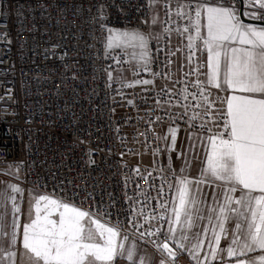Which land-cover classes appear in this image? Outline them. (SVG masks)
I'll use <instances>...</instances> for the list:
<instances>
[{"label": "built area", "instance_id": "1", "mask_svg": "<svg viewBox=\"0 0 264 264\" xmlns=\"http://www.w3.org/2000/svg\"><path fill=\"white\" fill-rule=\"evenodd\" d=\"M204 4L264 22L257 0H0V168L162 255L177 174L161 129L228 138L224 98L204 82ZM153 8L143 61L107 47L109 29H142Z\"/></svg>", "mask_w": 264, "mask_h": 264}, {"label": "snow or ice", "instance_id": "2", "mask_svg": "<svg viewBox=\"0 0 264 264\" xmlns=\"http://www.w3.org/2000/svg\"><path fill=\"white\" fill-rule=\"evenodd\" d=\"M257 3L264 7V0H257ZM206 12L208 35L204 43L209 53L207 84L216 88L226 86V89L233 93L260 94V98L255 95L232 94L221 100L227 107L226 115H221L225 119L226 134L229 138H218L216 135L210 137L211 152L206 169L207 175L227 184L223 193L224 201L219 205L218 211L213 209L215 227L223 234L226 232L225 223L232 219L233 214L237 218L244 215L247 231L240 236L233 235V245H239L243 240L240 251H250L255 247L264 249V28L245 26L230 8L209 7ZM196 15L199 16L200 12L197 11ZM108 31V48L124 45L134 47L138 44L146 49V41L139 33L111 29ZM228 41L247 47L232 48L230 60L227 59L225 51L226 59L222 62L221 52L226 48ZM189 46L191 47V44ZM146 54L145 51L142 56ZM192 95L195 98L196 94ZM208 95L206 89L201 87L203 104L197 107H204L206 113L215 105ZM224 135L225 133H220V137ZM180 183V207L174 210L175 219L179 224L183 211L184 219L191 226V212L197 211L196 199L189 193L188 185L191 182L182 178ZM238 190L241 195L233 196L232 193ZM12 191L19 192L20 189L13 186ZM254 192L261 195H253ZM214 199H219V195L214 196ZM233 204L239 207H233ZM14 211L19 212L20 209L14 206ZM34 211L35 218L29 224L23 225V247L32 254L34 264H40L41 261L43 264H95L96 261H112L117 255L113 241L118 232L112 227L105 228L103 224L91 220L97 229H103L100 232L101 237L107 233V239L103 246L88 242L93 239L90 230H87L88 234L85 235L84 221L86 217L90 218L89 212L46 195H41L35 201ZM54 215H58L59 220L53 219ZM13 227H19V224L14 221ZM215 227L214 238L216 245H219L221 235L216 234ZM236 227L241 229V224L238 223ZM176 231L170 222V235L166 236V242L162 245V250L170 256L175 253L169 248L167 241L171 240L177 247L183 248V240L187 239L183 228L180 229L179 239ZM201 243L198 241L193 245V249L198 248ZM216 251V248L212 249L213 259ZM133 254V250L129 249L128 259L131 260ZM227 254L234 256L237 249L230 247ZM239 264H244V261H239ZM258 264H264V256L259 257Z\"/></svg>", "mask_w": 264, "mask_h": 264}, {"label": "crops", "instance_id": "3", "mask_svg": "<svg viewBox=\"0 0 264 264\" xmlns=\"http://www.w3.org/2000/svg\"><path fill=\"white\" fill-rule=\"evenodd\" d=\"M207 14V12H206ZM237 15V12L235 13ZM255 16H251L253 20ZM207 18V15H206ZM238 18V16H237ZM244 18V17H243ZM239 19V18H238ZM240 20V19H239ZM245 26H252L254 28L260 29L264 28V25H257L253 23H247L240 20ZM208 25V19H207ZM206 25L205 28V37L208 35V27ZM205 45V55L208 64V49L207 45ZM247 47L240 45L238 42L228 41L226 48L221 52V60L222 62L226 59L224 52H227V59L231 58V49L232 48H241ZM222 93L224 98L229 95L237 94V95H255L256 98H260V94H248V93H233L231 90H227L226 86L224 88H217ZM225 109L227 111V107L225 104ZM184 178L191 183L188 185L190 195L194 196L196 199L195 209L197 211L191 212V226H189V222L184 219V212L181 211V221L178 224L175 219L174 210L180 207L179 204V190L182 187L180 181ZM194 179V180H193ZM195 176L191 175H178L176 183L172 190V195L169 203L168 209V217L165 223V229L167 235L169 233L170 222L173 227L177 229L176 236L179 239L180 229L183 228L184 234L187 236V239L183 240L184 247H189L192 245H196L197 242L192 241L190 237V232L193 231H203L206 232L208 230H213L216 225V220L214 219L213 210H209V207L213 205L214 200V209L218 211L219 205L224 201L223 193L227 188V184L223 181L216 180L214 185L207 181H204L202 177L199 180H195ZM198 183V184H197ZM17 187L20 189L19 192H13L12 187ZM219 195V199H214V196ZM233 196L239 197L241 192L238 190L235 193H232ZM253 195H261L259 192H254ZM35 199L31 196L30 193L22 194V188L17 180L4 172L3 168H0V264H14L15 256L17 250V236L20 225L26 224V216L28 217L29 223L31 222V212L35 209ZM14 206L22 209L21 212H15ZM43 206V205H41ZM233 207H239L238 205L233 204ZM191 210V206H189ZM211 216V218L209 217ZM23 217V221H22ZM18 218V220H17ZM14 221L19 224V227H13ZM241 224V229H237L236 225ZM226 232L220 234V230L218 227H215L216 234L221 235V239L219 241V245H216V241L214 239L213 248H216V256L213 259L212 251L211 253L202 258H194L185 254V252H181L179 250L180 247H177V244L171 240L167 242L173 248L175 255L170 256L162 252V255H155L148 247L135 243V242H127L121 240L116 246L117 255L114 256L112 261H106V264H239V261H244V264H258L259 257L264 256V249L259 247H255L253 250H244L240 251L241 245L244 243L241 240L239 245H233L232 237L233 235L240 236L244 232L247 231V225L245 223L244 215L239 216L238 218L233 214L232 219L225 223ZM10 230L12 231L11 235ZM20 231L23 233V228H20ZM14 234V235H13ZM8 239H11L10 242ZM123 245V247H121ZM230 247L237 249V254L234 256H228L227 249ZM212 248V249H213ZM133 250L132 259H128V250ZM14 254V255H13ZM19 263V262H18Z\"/></svg>", "mask_w": 264, "mask_h": 264}, {"label": "rangeland", "instance_id": "4", "mask_svg": "<svg viewBox=\"0 0 264 264\" xmlns=\"http://www.w3.org/2000/svg\"><path fill=\"white\" fill-rule=\"evenodd\" d=\"M209 7H222V6H217V5H212V4H204L202 6L201 33L203 35V45L205 41L204 39L205 28L207 25L206 9ZM234 12L236 13L237 11L234 10ZM251 16H253L252 12H249V11L242 12V17L244 18L252 19ZM116 30L120 32L139 33L144 37L145 41L155 39L158 33V14H157L156 8H153L144 28L139 29V30H134V29H129V28L116 29ZM106 45H107V40H106ZM120 48L123 49L125 52H127L128 59L131 63H138L145 59V55L142 56V53L145 52V50L139 47L138 44L137 46H134V47L124 45V46H120ZM204 52H205V45H204ZM205 63H206L207 71H206V76L204 78V82L207 83L208 67H207L206 55H205ZM117 77H118V74L112 75L113 79H116ZM212 88L215 89L216 87H212ZM221 94L223 96L222 92ZM173 131L175 135L174 140H173ZM160 137H161V145L163 149V159L166 165H169L175 171V173L177 174V177L178 175L180 176L182 174L195 176L196 178L195 180H199V178L202 177L204 178L203 179L204 181H207L209 183V185L211 184L214 185V182L216 181V179L206 174V169L208 168V155L211 152L210 136H207L199 132H194V131L180 130V129L173 128V127H163L160 132ZM10 174H12V176L14 175L13 172H10ZM25 192L30 193L31 196L34 197L35 199H39L41 195H45L43 193L36 192L31 189L26 190V191L22 190L23 195ZM48 197L52 198L50 196ZM210 202H213V205L209 207V210L211 211L215 208L213 207L215 205L214 204L215 202L214 200ZM42 205H43V202H42ZM21 211L22 209H20L19 212ZM209 217L211 218V216ZM34 218H35V211H32L31 220ZM52 218L59 220L58 215H54ZM91 220H96L98 223L103 224L105 228L110 227V226L103 223L102 221H100L99 219L95 218L92 215H90V218L88 217L85 218V221H84L86 225L85 235L87 236L88 234L87 230H90L93 236V239L88 242L99 243L103 246L105 240L107 239V233H105L104 237H101L100 232L103 231V229H97L96 224L91 223ZM22 221H23V217H22ZM26 224H29L27 216H26ZM20 228L21 229L23 228L22 224L20 225L19 230L17 232L18 233V236H17L18 244H17L14 264H34L33 259H31L32 254L29 253L23 247V233L20 231ZM11 233L12 231L10 230L9 234L11 235ZM189 235L192 241H195V242L200 241L202 243L196 249H193V245L189 247L179 248L181 252L184 251L186 255L190 257H194V258L206 257L211 253L212 248H213L214 239H215L213 230H208L206 232L193 231V232H190ZM8 240L10 242L12 241L11 239H8ZM120 241L121 240L116 236L113 242L117 246ZM196 253H199V254L196 255ZM105 262L106 261H96L95 264H106ZM40 264H43V262L41 261Z\"/></svg>", "mask_w": 264, "mask_h": 264}, {"label": "water", "instance_id": "5", "mask_svg": "<svg viewBox=\"0 0 264 264\" xmlns=\"http://www.w3.org/2000/svg\"><path fill=\"white\" fill-rule=\"evenodd\" d=\"M237 16H238V18H239L241 21H243V22L253 23V24H257V25H264V22H257V21H255V20H249V19H247V18H243V17H242V11H241V8H240V7H239V9L237 10ZM163 243H165V242H162V243L160 244L159 248H160V250H161L162 252H164L165 254L169 255L168 252L162 250V245H163ZM169 248L174 252L173 248H172L170 245H169ZM174 253H175V252H174Z\"/></svg>", "mask_w": 264, "mask_h": 264}]
</instances>
